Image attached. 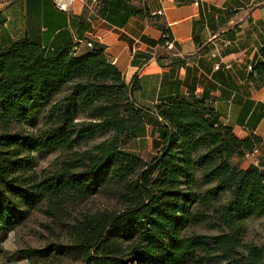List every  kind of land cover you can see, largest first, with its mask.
I'll return each instance as SVG.
<instances>
[{
	"label": "trees",
	"instance_id": "trees-1",
	"mask_svg": "<svg viewBox=\"0 0 264 264\" xmlns=\"http://www.w3.org/2000/svg\"><path fill=\"white\" fill-rule=\"evenodd\" d=\"M74 48L49 52L28 39L0 48V233L20 229L35 211L57 217L67 206L106 194L112 208L85 213L68 226L67 253L81 264H189L199 252L196 264H264V246L242 240L247 221L264 217V169L242 166L260 139L237 138L206 101L180 97L155 107L164 145L145 162L131 148L147 114L133 100L136 88L104 48L85 56ZM261 54L249 77L257 89L264 88V47ZM61 94L40 130H15L30 122L37 102ZM96 132L111 137L73 149L77 139ZM60 149L71 152L39 173L34 152ZM200 183L212 188L196 192ZM208 218L217 235L184 234ZM52 248L17 254L46 264Z\"/></svg>",
	"mask_w": 264,
	"mask_h": 264
},
{
	"label": "crops",
	"instance_id": "crops-1",
	"mask_svg": "<svg viewBox=\"0 0 264 264\" xmlns=\"http://www.w3.org/2000/svg\"><path fill=\"white\" fill-rule=\"evenodd\" d=\"M164 30L175 42L173 56L161 43ZM23 39L49 52L74 46L77 56L104 48L136 88L134 102L147 110L137 141L150 144V160L164 145L155 107L195 95L237 138L260 139L257 160L264 169V88L249 82L250 69L262 61L264 0H102L94 15L80 2L62 12L52 0H0V48ZM252 164L242 161L244 168Z\"/></svg>",
	"mask_w": 264,
	"mask_h": 264
},
{
	"label": "rangeland",
	"instance_id": "rangeland-1",
	"mask_svg": "<svg viewBox=\"0 0 264 264\" xmlns=\"http://www.w3.org/2000/svg\"><path fill=\"white\" fill-rule=\"evenodd\" d=\"M61 96H54L46 101L37 102L34 106V113L30 122L23 123L22 125H17L16 131L24 134L36 133L40 130L46 123V116L51 107V104L60 99ZM77 118L82 120L83 116L80 114V109L77 110ZM111 137L108 132H96L92 136H87L79 138L76 141L74 150H87L92 148V146L106 141ZM145 142V141H142ZM149 142V141H148ZM131 144V148L140 154L145 162H150L151 158L154 157V150H150V144ZM145 151L142 150V147ZM71 152L68 149H60L55 151L34 152L35 167L36 170L41 173L44 170L50 169L53 162L62 157V155ZM211 186L204 185L200 183L194 189L197 191H209ZM221 202L225 200V196L221 195ZM113 200L106 194H100L93 197L91 200L79 205V207L67 206L64 211L58 213L57 217H50L45 214L41 209L40 211H35L34 215L31 216L24 226L16 231H3L0 233V264H30L23 256L17 253L21 250L26 249H45L50 245H53L51 251V258L46 264H81L74 259V257L67 253L66 247L70 243L68 239L69 225L79 219L83 214L92 212L99 208H112ZM212 220L205 219L202 223L198 225H191L185 231V235H205L214 236L218 234V230L215 228H210ZM242 240L246 243H251L256 246H264V217L251 218L247 221L245 230L243 231ZM200 252L192 255L190 257L189 264L199 263ZM203 264H225L216 259L212 262H206Z\"/></svg>",
	"mask_w": 264,
	"mask_h": 264
},
{
	"label": "built area",
	"instance_id": "built-area-1",
	"mask_svg": "<svg viewBox=\"0 0 264 264\" xmlns=\"http://www.w3.org/2000/svg\"><path fill=\"white\" fill-rule=\"evenodd\" d=\"M52 1L54 2L56 9L62 12H70L73 9L74 5L77 2H80L84 6V9L87 11L89 15L96 14V12L98 11L99 7L102 4V0H52ZM172 1H175V0H172ZM158 14L161 16L164 15L163 11L159 12ZM162 38L164 39V42H165L164 44V47L166 49L165 54L173 56L174 50H175V42L173 40L171 33L163 34ZM83 42H84L83 40L78 41L79 44ZM84 43L87 45L88 48L94 47L92 41H89L88 43L86 42ZM213 56H215V54H213ZM215 69L218 70L219 65H216ZM250 70L253 72L252 69ZM259 153H260L259 147H256V149L253 152L246 155V158L251 159L253 161L252 165L258 166L259 162L257 160V156L259 155Z\"/></svg>",
	"mask_w": 264,
	"mask_h": 264
}]
</instances>
